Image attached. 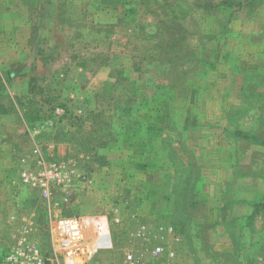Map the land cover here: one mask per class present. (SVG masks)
<instances>
[{
	"label": "rangeland",
	"instance_id": "rangeland-1",
	"mask_svg": "<svg viewBox=\"0 0 264 264\" xmlns=\"http://www.w3.org/2000/svg\"><path fill=\"white\" fill-rule=\"evenodd\" d=\"M77 98L88 100L82 112L93 118L97 132H86L72 146L64 139L82 106ZM17 106L29 120L66 118V125L50 133L42 121V132L61 134V151L54 156L78 160L66 164L76 177L84 169L93 181L76 188L71 202L61 200L64 189L53 192L57 202L50 207L36 202L34 192L8 188L19 198V209L34 216L30 237L55 264L65 257L53 241L63 215L108 216L114 247L89 264L122 261L123 250L141 243L131 240L127 227L146 220L129 196L132 182L144 187V180L148 205L162 216L153 211L147 221L160 229L169 216L184 237L173 264H238L232 254L213 249L217 242L209 238L205 220L201 214L195 220L190 203L179 198L190 196L193 181L204 192L216 175L254 186L262 182L264 188V0H0V172L7 158L9 168L18 169L17 149L29 146V133L12 126L21 119ZM57 106L67 113L56 115ZM9 143L16 152L12 147L6 155ZM80 150L89 155L79 160ZM10 173L8 179L16 180V172ZM171 179L176 205L156 198V189ZM245 195L256 198L252 190ZM114 198L127 214L122 224L111 216ZM257 209L264 212V203ZM240 222L251 225L250 219ZM166 237L161 232L151 241L171 247ZM9 238L6 229L0 233V264L13 246ZM216 238L232 243L235 253L252 241L243 228Z\"/></svg>",
	"mask_w": 264,
	"mask_h": 264
},
{
	"label": "crops",
	"instance_id": "crops-1",
	"mask_svg": "<svg viewBox=\"0 0 264 264\" xmlns=\"http://www.w3.org/2000/svg\"><path fill=\"white\" fill-rule=\"evenodd\" d=\"M39 52L42 53V49L39 50ZM19 74V73H18ZM23 74H25L23 72ZM22 74V75H23ZM11 88V87H10ZM114 89V85H112V88ZM114 91V90H113ZM81 97V96H80ZM79 103L82 105L79 109V112H75V115L71 116L72 119H70V123L73 124V127H70L74 130H67L68 135L65 137V141L67 144L72 145L75 143L76 138L80 136V140L84 139L83 134L86 132H91L92 129L97 132V130L93 127V118L89 117V114L87 113L86 116L83 115V109H87L88 107V100H85L84 98H77ZM84 100V101H83ZM76 103V100H75ZM84 104V105H83ZM96 106L98 107V111L101 110V104L100 101L97 100ZM18 111L17 115L21 116V119L17 118L15 122H12L13 127L21 128L23 129V132L26 131V137L29 141L28 147H22V150L17 149V155L19 156V166L18 169H11L10 163L7 162L5 168L0 172V233L2 234L5 229L8 235H11L10 241H12V245L14 244V235H18L21 231V226L24 220H26L29 217L34 216H27L24 211V209H19L18 204V197H11L9 195V187L12 188L15 185V188H21L22 190L34 192L36 196V202L45 203L49 207L52 203H55L57 201L52 200V193L62 189L54 187L50 194L48 196L43 194V190L39 187H33L30 185H26L22 181V172L24 170H31L37 168V160L40 157H44L46 160H56L64 163H78V160L72 158V157H66L63 159H57L54 155H57L61 151V146L58 143L60 139H63L61 134H46L42 131L45 130H58L62 124H67L65 122L66 118L57 119V116L55 118H50L47 120H41L40 118H35V120H29V117L22 113L24 107L17 106ZM20 108V109H19ZM64 108V107H63ZM25 110V109H24ZM68 110L65 109V112L67 113ZM106 113V112H105ZM105 113H101L100 119L105 120ZM97 115L99 113L97 112ZM94 116V114H93ZM42 121L46 122L45 126H41ZM50 121H52V125H50ZM92 121V122H91ZM37 122V124H35ZM56 125V126H55ZM88 128H90L89 131ZM45 130V131H46ZM51 131H49L50 133ZM70 133V134H69ZM3 134H1L2 136ZM86 137V136H85ZM5 139V138H3ZM8 142V141H7ZM79 142H77L78 144ZM83 141H80L79 145L80 148L83 147L82 144ZM7 144V143H6ZM104 144V143H103ZM102 144V145H103ZM17 146V144H16ZM14 148V145L12 143H9V147L5 146L3 149V153L6 155H10L9 151L10 148ZM66 147V153H67V146ZM223 149V148H221ZM14 151L16 152L15 148ZM208 151V150H207ZM218 148L214 150V152H218ZM121 153L122 151H118ZM123 153V152H122ZM210 154H213V150L210 148ZM89 153H86L85 150H80V153L78 156L80 157L79 160L84 159L87 157ZM122 155V154H120ZM3 159V158H2ZM3 164L0 166V169L2 168ZM246 167V165H245ZM225 168V166H224ZM15 171L16 180L12 179L9 180L8 178H12L13 175H11L10 172ZM80 178L76 177L74 174L73 180H71V185L64 189V197L61 198L62 201L65 200L71 202V197L73 196V193L75 192L76 188L87 186H92L91 179L87 177V174L84 169L81 170ZM229 171H231V167L229 168ZM14 177V176H13ZM216 178L210 180L209 185L207 188H205L202 192L199 190L200 184H197V181H193V183L190 186V196H187L184 194L182 197L179 198L180 201H184L186 203H190V211L192 215H194V219H197V216L201 214L202 218L205 220V229L207 234L209 235V238L214 242L215 245L213 249L215 251H218L219 253H229L232 254V256L235 258L236 262L238 264H246L247 262L249 264H260L261 261H264V215L260 213L261 211L257 209L258 203H264V188L263 183H258L255 186L252 184L250 185L249 182H240L238 180H233L232 175L231 177L225 176V178L218 179L217 175ZM98 180V181H97ZM96 184L102 183V180H99L98 171H97V177H96ZM146 180L141 182L144 187L138 186L140 183L132 182V185L135 189L133 191V194H130L129 196H132L133 202L137 205L135 208H139L140 210H144L141 215H143L144 219L143 221H140L136 223L134 226H128L127 228H135L138 226L139 223L145 222L149 223L152 229L156 230L157 233H165L166 229L169 226H173L175 229V233L172 235L169 232H166V239H170V244H172V248L178 250L179 245L184 241V237L181 235V231H177L176 227L170 223V217L166 216L167 220L163 223L161 222L159 225H161L158 229L156 226L157 224L150 223L152 213L154 210H152V206H149L151 200V195L147 194L146 190ZM175 180L171 179V181L166 180V188L163 189H156V193L159 196H156V198H160V201L169 203L171 205L177 204V197L176 195L168 188L171 183H173ZM237 182V183H236ZM170 183V184H168ZM100 187H104V185H100ZM104 190V189H103ZM202 190V188H201ZM249 190H252L253 193H255L256 198L252 200H245L246 198L243 196L245 193ZM151 194V192H149ZM246 196V195H245ZM247 197V196H246ZM38 199V200H37ZM55 200V199H54ZM114 201L112 203L121 204V201L119 198H114ZM42 201V202H41ZM56 204V203H55ZM123 205H121L122 207ZM51 209V208H50ZM124 210L120 211L121 217L125 218L127 214L125 213L123 215ZM140 212V213H141ZM155 213V216L162 217L158 213ZM132 214V213H131ZM112 214L111 216H113ZM133 218H136V215L130 216ZM141 217V216H140ZM192 217V216H190ZM35 219V218H34ZM244 219H250L251 225L247 224V226L242 225L240 222ZM129 220V219H128ZM235 221L234 223H231L232 225L229 226L228 223ZM6 227V228H5ZM248 230V233L252 235V241L249 243H244L242 246V249L238 252H234V248L232 243L228 241V243H224L217 241V235L222 237V234L224 232H231V230H239V229ZM159 230V231H157ZM38 229L36 230V232ZM194 231L197 232L194 228ZM128 232V231H127ZM193 232V231H192ZM195 232H193L195 234ZM245 232V231H244ZM184 234V233H183ZM130 236V235H129ZM168 236L170 238H168ZM131 240H134L130 236ZM165 239V241H166ZM167 243V241H166ZM7 250V249H6ZM204 261V260H203ZM218 260H212V261H204L205 264H217Z\"/></svg>",
	"mask_w": 264,
	"mask_h": 264
},
{
	"label": "built area",
	"instance_id": "built-area-1",
	"mask_svg": "<svg viewBox=\"0 0 264 264\" xmlns=\"http://www.w3.org/2000/svg\"><path fill=\"white\" fill-rule=\"evenodd\" d=\"M54 113L63 116L66 112L63 107L57 106ZM49 124L52 125V121ZM21 177L24 184L39 187L43 190V194L48 196L54 187L65 189L70 186L74 172L72 167L64 162L49 161L40 157L37 160V168L24 170ZM121 205L114 203L112 206V214H114L112 219L117 224L124 223V218L120 215ZM21 227L20 233L14 235L15 242L2 264H55V260L46 256L30 237L36 228L33 218H27ZM53 231L55 249L65 252L63 264H89L98 253L114 247L110 223L106 215L90 217L63 215L58 218ZM127 231L134 240L141 243L123 250L122 261L113 264H147L149 261L154 264L159 262L173 264L175 262L176 249L166 246L162 241L152 243V238L158 233L149 223L141 222L135 228H127ZM166 232L173 235L175 229L169 226Z\"/></svg>",
	"mask_w": 264,
	"mask_h": 264
},
{
	"label": "trees",
	"instance_id": "trees-1",
	"mask_svg": "<svg viewBox=\"0 0 264 264\" xmlns=\"http://www.w3.org/2000/svg\"><path fill=\"white\" fill-rule=\"evenodd\" d=\"M160 2H162V1H160ZM172 23H173V24H175V22H172ZM174 39L176 40V39H177V37L175 36V37H174Z\"/></svg>",
	"mask_w": 264,
	"mask_h": 264
}]
</instances>
